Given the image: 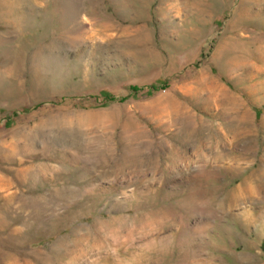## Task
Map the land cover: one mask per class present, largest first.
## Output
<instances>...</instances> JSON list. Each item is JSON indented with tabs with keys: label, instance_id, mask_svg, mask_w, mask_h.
<instances>
[{
	"label": "rangeland",
	"instance_id": "1",
	"mask_svg": "<svg viewBox=\"0 0 264 264\" xmlns=\"http://www.w3.org/2000/svg\"><path fill=\"white\" fill-rule=\"evenodd\" d=\"M0 264H264V0H0Z\"/></svg>",
	"mask_w": 264,
	"mask_h": 264
}]
</instances>
